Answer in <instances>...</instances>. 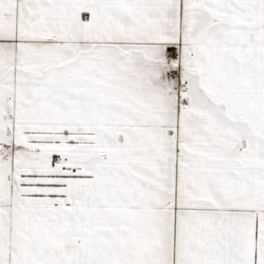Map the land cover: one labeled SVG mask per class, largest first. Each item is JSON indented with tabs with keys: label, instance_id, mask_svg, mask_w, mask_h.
<instances>
[{
	"label": "snow or ice",
	"instance_id": "snow-or-ice-1",
	"mask_svg": "<svg viewBox=\"0 0 264 264\" xmlns=\"http://www.w3.org/2000/svg\"><path fill=\"white\" fill-rule=\"evenodd\" d=\"M0 264H264V0H0Z\"/></svg>",
	"mask_w": 264,
	"mask_h": 264
}]
</instances>
